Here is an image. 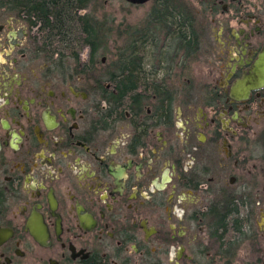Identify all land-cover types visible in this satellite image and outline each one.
Returning <instances> with one entry per match:
<instances>
[{"label": "flooded vegetation", "instance_id": "flooded-vegetation-1", "mask_svg": "<svg viewBox=\"0 0 264 264\" xmlns=\"http://www.w3.org/2000/svg\"><path fill=\"white\" fill-rule=\"evenodd\" d=\"M173 1L109 69L0 11V264H264V0Z\"/></svg>", "mask_w": 264, "mask_h": 264}, {"label": "trees", "instance_id": "trees-1", "mask_svg": "<svg viewBox=\"0 0 264 264\" xmlns=\"http://www.w3.org/2000/svg\"><path fill=\"white\" fill-rule=\"evenodd\" d=\"M97 0H0V11L4 10L14 16L28 19L29 26L38 27L45 40H67L75 46L90 40L94 52H98L100 40H107L111 28L105 20L98 19L93 14ZM152 19L157 27H151L160 33L165 32L166 20L174 17L170 11L176 8L173 0H155ZM167 13V14H166ZM172 19V18H171ZM174 20L176 28L182 30L184 18L176 13ZM175 21V22H176ZM189 39L193 40L194 29L192 22L189 25ZM134 39V34H130ZM99 43V44H98Z\"/></svg>", "mask_w": 264, "mask_h": 264}, {"label": "rangeland", "instance_id": "rangeland-1", "mask_svg": "<svg viewBox=\"0 0 264 264\" xmlns=\"http://www.w3.org/2000/svg\"><path fill=\"white\" fill-rule=\"evenodd\" d=\"M152 3L143 7H134L127 4L124 0H97L93 6V14L96 18L105 20L107 27L111 28L108 34V49L105 56L106 64L99 68H114L113 62L118 52L121 40L131 39L130 34H134V39L154 40L156 35L153 34L151 27L145 22L148 18ZM155 32L158 30L155 29ZM158 35V33H157Z\"/></svg>", "mask_w": 264, "mask_h": 264}, {"label": "water", "instance_id": "water-1", "mask_svg": "<svg viewBox=\"0 0 264 264\" xmlns=\"http://www.w3.org/2000/svg\"><path fill=\"white\" fill-rule=\"evenodd\" d=\"M128 4L139 6L145 5L149 2V0H125Z\"/></svg>", "mask_w": 264, "mask_h": 264}]
</instances>
